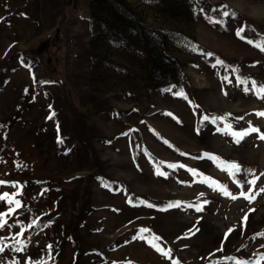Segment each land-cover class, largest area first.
I'll return each mask as SVG.
<instances>
[{
    "label": "rangeland",
    "instance_id": "rangeland-1",
    "mask_svg": "<svg viewBox=\"0 0 264 264\" xmlns=\"http://www.w3.org/2000/svg\"><path fill=\"white\" fill-rule=\"evenodd\" d=\"M63 2L0 0V213L15 209L0 239L15 243L23 227L26 244L0 264H255L264 192L239 193L250 171L264 188V140L236 143L225 125L264 133V99L237 81L264 85V51L248 43L264 42V0ZM62 24L57 72L36 44ZM221 161L241 166L243 189Z\"/></svg>",
    "mask_w": 264,
    "mask_h": 264
},
{
    "label": "snow or ice",
    "instance_id": "snow-or-ice-1",
    "mask_svg": "<svg viewBox=\"0 0 264 264\" xmlns=\"http://www.w3.org/2000/svg\"><path fill=\"white\" fill-rule=\"evenodd\" d=\"M224 16H229L230 14L227 12V11H224L222 13ZM234 15V13L232 14ZM210 22L211 23H221V21L219 20H213V19H210ZM244 31L243 28L237 30V36L240 37L241 39H244V37L242 36V32ZM248 43H252L254 44V46L258 47L260 51H264V42L262 43H259V44H256L254 43L253 41H248ZM195 50V49H193ZM206 55L208 56H212L211 53H207ZM217 65L221 66V67H225L224 65V62L217 59L216 60V64L213 65V67H216ZM233 72L236 71L235 68L232 69ZM225 80H229V77L225 76L224 77ZM237 81L238 83L240 84H243V85H247L248 83H251V89H249L248 87H245L244 88V91L245 92H248V91H254V93L261 99H264V85H258L256 81H246V80H242L240 79L239 77H237ZM177 95H181V96H184L183 93H177ZM184 98L186 99L187 97L184 96ZM168 115H171L170 113ZM257 116L259 117H262L264 118V111L262 112H257L256 113ZM204 120H208L209 117L205 116L203 118ZM220 119H223V118H220ZM242 119V118H241ZM213 122H215V120H213ZM226 129L228 130V132L234 137V141L236 143H239L245 136H248L250 135L251 133H257L259 134V138L264 140V133H261V130L257 127H254V126H251L247 129V130H243V131H233L232 128H231V125H225ZM165 143H167V141H165ZM147 154V153H146ZM182 155H184L182 153ZM205 156L209 159H212L213 161H220V158L217 157V156H214V155H210V154H205ZM161 164H165L166 167L168 168H175L177 167L176 165L174 164H166L165 162H160ZM218 167L221 168L222 171H226L229 175L230 178L233 179V182L237 184L238 187H240L241 189H243V185L240 183L239 180L236 179L237 175L240 173L241 171V166L235 162H219ZM180 167H184V165H180ZM189 171L192 172L193 175H200L199 173L196 172V170L194 169H190ZM155 174L158 175V176H166V173L164 171H162L160 169L159 166L156 167V170H155ZM250 175L253 176V179L252 180H249L248 181V184L252 187L249 188L248 191H243L241 190L240 193H239V196L240 197H243L244 199L248 200L249 202H251L253 199H255V196L256 195H259L260 192H264V188L260 189L259 192H256L254 190L255 188V185H256V181L259 177H257L255 175L254 172H249ZM261 175H264V174H261ZM200 182H207L209 183V187H213V190H216V191H220L224 196H227L231 199H237L238 197L236 195H233L228 189L226 186L224 185H221L218 181H213L212 178H207V180H201ZM6 182H3V181H0V185H3L5 184ZM13 187H16L15 184L12 185ZM13 197L16 196V195H19V193H15V194H12ZM204 194L201 193L200 196H203ZM9 197V194L8 193H4L2 196H0V201H3L5 200L6 198ZM8 203L9 205H12V204H15L16 207H21V202L19 200H16V199H8ZM178 203V202H177ZM207 201H203V203L201 204H189L188 207H193L195 209L196 212H201L202 209H203V204H206ZM151 207V205H149ZM15 211L14 208H9V211L6 212V213H0V228H3L6 226V216L13 213ZM244 221L246 222L247 221V216L244 217ZM39 226L37 224V222H33V224H30L29 225V228L33 227V226ZM25 229L22 227L21 228V232L18 233L17 235L21 237L20 240H17L15 243L13 244H5L4 241L2 239H0V253H4L6 248L10 249V250H13L17 253L19 252H22L24 251V249L26 248V244L23 240V233H24ZM142 233H147V232H150V229H141L140 230ZM191 231V230H190ZM231 231V230H230ZM194 234V233H193ZM260 236H264V233H260L258 234ZM138 238H143V237H138ZM154 240H158L159 237H153ZM51 245L48 246V249H49V254H51ZM153 247L156 248V250L158 252L161 253V255L171 259V250H164L160 247H157L155 244H153ZM222 250V249H221ZM225 260H233L234 261V264H252V262L250 261H241V260H237L235 258H232V257H226ZM13 264H19L18 261H13ZM25 264H32V262L30 260L26 261ZM172 264H178V261L176 260H173L172 261ZM255 264H264V254H261L260 257L257 259V261L255 262Z\"/></svg>",
    "mask_w": 264,
    "mask_h": 264
},
{
    "label": "trees",
    "instance_id": "trees-1",
    "mask_svg": "<svg viewBox=\"0 0 264 264\" xmlns=\"http://www.w3.org/2000/svg\"><path fill=\"white\" fill-rule=\"evenodd\" d=\"M71 2L72 0H64L63 3L64 6H68L69 4H71ZM62 27L63 24L61 26L58 25L53 32L39 39L36 44V46L40 47L41 49L44 63L47 64L49 67L56 69L57 72L60 69L56 60V50H57V41L58 38L60 37ZM190 42L191 44H194V40H191ZM58 75L60 74L58 73ZM60 77L59 79H61Z\"/></svg>",
    "mask_w": 264,
    "mask_h": 264
}]
</instances>
